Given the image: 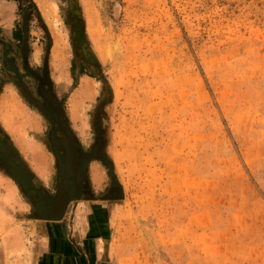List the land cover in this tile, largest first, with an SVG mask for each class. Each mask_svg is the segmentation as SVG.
I'll use <instances>...</instances> for the list:
<instances>
[{
	"label": "rangeland",
	"instance_id": "rangeland-1",
	"mask_svg": "<svg viewBox=\"0 0 264 264\" xmlns=\"http://www.w3.org/2000/svg\"><path fill=\"white\" fill-rule=\"evenodd\" d=\"M0 39V130L34 180L53 191L48 122L6 81L7 45L46 66L81 146L103 142L107 264H264V0H0ZM33 211L0 168V264L37 261Z\"/></svg>",
	"mask_w": 264,
	"mask_h": 264
},
{
	"label": "flooded vegetation",
	"instance_id": "flooded-vegetation-1",
	"mask_svg": "<svg viewBox=\"0 0 264 264\" xmlns=\"http://www.w3.org/2000/svg\"><path fill=\"white\" fill-rule=\"evenodd\" d=\"M78 34V31L75 32V30L72 33L75 49L83 61L82 64L93 67L91 58L85 46L81 44ZM0 42L4 43V40L0 39ZM19 49V54H17L13 46L7 45L4 48L2 53L3 69L7 76L6 81L16 85L21 95L48 122L45 141L54 159V189L53 191H49L34 180L24 162L17 157L7 137L1 134V130L0 168L19 183L23 193L31 200L34 208L33 212L36 215L35 217H52L54 200L62 178L66 184L62 210L71 199L92 198L95 196L96 193L90 184L89 161L93 159L103 161V142L97 138L90 143L87 149L81 146L64 118L61 100L55 95L53 85L48 78L46 66L43 65L40 71L32 69L26 61L27 47L21 45ZM21 70L36 82L34 88L30 87L29 83L23 78ZM2 81L4 82L5 80L1 78L0 83ZM51 104L57 106L58 111L54 112ZM69 142L72 144L73 152H75L77 159L78 176L76 179L78 178V195L73 190L75 179L71 170V150ZM119 193L120 190L117 184L110 181L106 192L104 191V194H106L104 197Z\"/></svg>",
	"mask_w": 264,
	"mask_h": 264
},
{
	"label": "crops",
	"instance_id": "crops-1",
	"mask_svg": "<svg viewBox=\"0 0 264 264\" xmlns=\"http://www.w3.org/2000/svg\"><path fill=\"white\" fill-rule=\"evenodd\" d=\"M74 201L82 206L88 202L90 204L88 210L83 214L82 209L76 206L67 213L68 204H66L59 215H52L53 218L50 217L39 225L43 249L35 264H98V262L107 264L110 262L109 251L103 250L105 242L103 238L106 232L102 233L105 230L102 224L107 221L103 203L96 197L79 198Z\"/></svg>",
	"mask_w": 264,
	"mask_h": 264
},
{
	"label": "bare ground",
	"instance_id": "bare-ground-1",
	"mask_svg": "<svg viewBox=\"0 0 264 264\" xmlns=\"http://www.w3.org/2000/svg\"><path fill=\"white\" fill-rule=\"evenodd\" d=\"M52 108L54 110V112L58 111V107L52 105ZM58 118V117H57ZM71 138V137H70ZM67 140L69 141L68 137ZM70 143V142H69ZM70 150H71V170L73 173V177L75 179V185L73 187V190H75V194L78 195V178L76 179V177L78 176V170H77V163H76V157H75V152H73V147L72 144L70 143ZM66 189V184L64 182V179L62 178L60 186L58 188L55 200H54V206H53V215L57 216L61 213L63 205H64V201H63V197H64V191Z\"/></svg>",
	"mask_w": 264,
	"mask_h": 264
},
{
	"label": "water",
	"instance_id": "water-1",
	"mask_svg": "<svg viewBox=\"0 0 264 264\" xmlns=\"http://www.w3.org/2000/svg\"><path fill=\"white\" fill-rule=\"evenodd\" d=\"M23 24H26V23H24V22H23ZM24 33H26V31H25V30H24Z\"/></svg>",
	"mask_w": 264,
	"mask_h": 264
}]
</instances>
